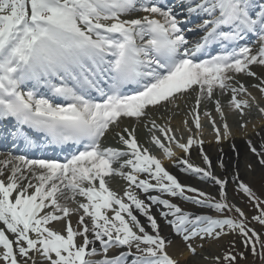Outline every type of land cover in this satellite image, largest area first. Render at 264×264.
<instances>
[{"label": "snow or ice", "instance_id": "6c2138e0", "mask_svg": "<svg viewBox=\"0 0 264 264\" xmlns=\"http://www.w3.org/2000/svg\"><path fill=\"white\" fill-rule=\"evenodd\" d=\"M194 17L200 22L188 27ZM196 30L203 35L190 42ZM254 67L264 68V0H0V141L30 150L35 132L74 149L0 159V264H178L158 217L193 256L200 241L238 234L264 261V233L250 226L264 229V196L239 173L214 174L200 131L202 105L219 116L217 125L203 113L217 142L232 135L225 108L242 119L253 108L264 115V72ZM190 94L195 133L188 119L185 136L171 118L159 124L150 116ZM194 145L205 167L191 162ZM248 145L264 167V137ZM165 159L211 179L219 199L182 183ZM114 178L122 190L111 187ZM230 182L253 205L250 218L229 198ZM177 197L209 212L186 211L170 199ZM238 256L246 259L232 245L213 260L238 264Z\"/></svg>", "mask_w": 264, "mask_h": 264}, {"label": "bare ground", "instance_id": "6f19581e", "mask_svg": "<svg viewBox=\"0 0 264 264\" xmlns=\"http://www.w3.org/2000/svg\"><path fill=\"white\" fill-rule=\"evenodd\" d=\"M262 71L264 72V68H262ZM250 82L255 81L251 79ZM249 90L258 99L260 98L261 94L256 89L250 88ZM258 114V120L256 122L251 123L249 120H247V127L241 128L243 131L239 128H231L232 135L227 138H222L219 142L216 141V138L213 135L212 137H206V144H203V152L206 153L209 159L212 161V170L215 175L223 174L225 176H230L233 173H239L240 178L243 181H252L255 176L259 175L261 169L259 168L257 157L250 151L248 145V141H252L253 145L258 146L261 137H264V115ZM181 118H184V116L181 117V114H177V116L173 114V119L175 121H178ZM257 133H259V135H257ZM240 134L245 138L239 137ZM190 151L191 161L195 165L205 167L204 161L200 155V149L194 145ZM181 152L182 151H179V153ZM184 155L185 154L182 152L181 157ZM220 160L224 161L223 168L220 167ZM165 161L169 170L172 171L173 174L177 175L182 182H185V184L197 186L211 194L218 193L219 186L216 185L211 179H201L199 176L192 178L187 175L188 173L183 171L182 166L174 167L172 162L167 161V159H165ZM249 164H251L253 167L249 168ZM139 218L141 223L148 227L146 218L142 215ZM72 219L73 223H75L76 217H73ZM158 222H160L163 227V234L165 233L166 235L172 237L173 245L171 248H169V252L174 256V258H176L179 262H184L185 264H208L204 260L201 261L199 255L196 257L191 256V253L188 251L181 238L172 236V233L168 228L169 226L165 224L162 218L158 217Z\"/></svg>", "mask_w": 264, "mask_h": 264}, {"label": "rangeland", "instance_id": "374dc122", "mask_svg": "<svg viewBox=\"0 0 264 264\" xmlns=\"http://www.w3.org/2000/svg\"><path fill=\"white\" fill-rule=\"evenodd\" d=\"M232 114V113H231ZM236 118V117H235ZM237 121V118L236 120ZM234 122V121H233ZM263 175V174H261ZM257 180V178H256ZM255 181V180H254ZM256 182V192L260 193L262 196H264V179L258 178ZM254 182V184H255ZM233 188H231L232 190ZM238 190H233V198L231 199L235 204L242 207L244 211L249 215V218L254 214V208L253 205L248 201V198L243 193L237 194ZM251 227H254L257 232L264 233V229L261 228L260 225L253 222ZM220 242L216 245V243H205L203 247L201 248V251L199 253V257L201 258V261H203V257L210 258L211 262L209 264H214L213 258L216 256H223L224 251H228L232 248V245H234V252H243L245 254L246 259H240L239 264H262L264 261H262L261 257L259 255L253 256L251 253L250 248H246L242 243V237L238 234H230L227 237L224 238V240L220 239ZM221 247L223 248V251L220 252ZM239 257V256H238ZM209 261V260H208ZM186 262V261H185ZM182 264H185L184 262H180ZM220 264H226L224 260L220 261Z\"/></svg>", "mask_w": 264, "mask_h": 264}]
</instances>
